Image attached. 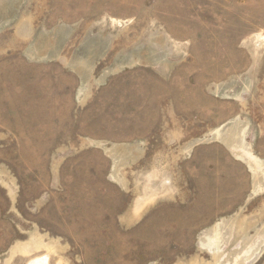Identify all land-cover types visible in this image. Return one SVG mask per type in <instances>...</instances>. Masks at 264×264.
Segmentation results:
<instances>
[{
	"label": "rangeland",
	"instance_id": "obj_1",
	"mask_svg": "<svg viewBox=\"0 0 264 264\" xmlns=\"http://www.w3.org/2000/svg\"><path fill=\"white\" fill-rule=\"evenodd\" d=\"M37 262L264 264V0H0V264Z\"/></svg>",
	"mask_w": 264,
	"mask_h": 264
},
{
	"label": "bare ground",
	"instance_id": "obj_2",
	"mask_svg": "<svg viewBox=\"0 0 264 264\" xmlns=\"http://www.w3.org/2000/svg\"><path fill=\"white\" fill-rule=\"evenodd\" d=\"M249 155V154H248ZM37 264H42V263H40V262H37Z\"/></svg>",
	"mask_w": 264,
	"mask_h": 264
}]
</instances>
